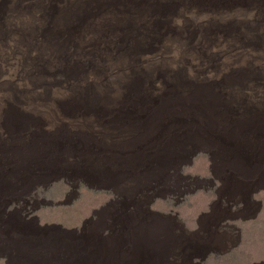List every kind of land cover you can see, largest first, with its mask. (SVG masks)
I'll use <instances>...</instances> for the list:
<instances>
[{"label": "rangeland", "instance_id": "rangeland-1", "mask_svg": "<svg viewBox=\"0 0 264 264\" xmlns=\"http://www.w3.org/2000/svg\"><path fill=\"white\" fill-rule=\"evenodd\" d=\"M13 1L0 5L5 10ZM40 3L58 12L82 3L76 21L117 20L109 34L116 41L86 46L80 58L71 35L59 68L43 65L29 86L4 84L0 75V105L12 113L0 121V179L7 183L0 186V264H264V0ZM150 8L154 14L144 17ZM178 20L187 22L178 28L172 23ZM165 22L169 29L152 35ZM169 30L186 43L187 56L177 62L172 46L160 47ZM123 49L130 64L113 68L110 60ZM91 70L99 73L96 81L88 78ZM172 167L188 177L187 187L168 185ZM253 173L263 186L248 189L245 199L255 191L258 204L248 208L260 212L236 221L241 240L225 243L224 235L214 252L184 258L179 244L195 236L188 237L210 203L226 211L216 194L221 186L249 187ZM147 207L178 217L165 243L150 228ZM24 219L31 227L22 226Z\"/></svg>", "mask_w": 264, "mask_h": 264}, {"label": "bare ground", "instance_id": "bare-ground-1", "mask_svg": "<svg viewBox=\"0 0 264 264\" xmlns=\"http://www.w3.org/2000/svg\"><path fill=\"white\" fill-rule=\"evenodd\" d=\"M2 0H0L1 2ZM41 0H38L37 4L29 5V4H21L19 3V0H14L12 4L9 6L8 9H5L0 5V75L2 76V80L5 81L4 84L12 85L15 81L21 80L24 83L32 84L34 83L32 80V77H30V74L33 72H36L37 70L40 71L43 65L48 66L49 70L54 71L59 68V64L64 61V54L67 53L69 40L68 38L73 35L75 37H78L79 44L76 47V57H80L84 55L85 47L89 46L91 44H101V42L104 43L105 46L109 47L110 43L107 41V38L113 42L116 41L115 38L109 37V34L111 31H116V27L114 28V25L116 26L115 21H95L92 17L91 21H76L78 15L75 13L82 7V3H78L76 5H69L70 10L67 9V7H64L61 11H56L52 7H49L48 10L43 7V3H40ZM31 4V3H30ZM135 6V5H134ZM133 6V7H134ZM137 7V6H136ZM67 9V10H66ZM153 8H150L148 12L144 13V17L153 15ZM144 10V9H143ZM154 10V9H153ZM48 11V12H47ZM140 11V10H139ZM155 11V10H154ZM197 12V11H196ZM112 13V12H111ZM110 13V14H111ZM115 14V13H114ZM139 15V14H138ZM57 16L55 19L54 17ZM97 17V16H96ZM101 17V16H100ZM138 17V16H137ZM141 17V16H140ZM151 17V16H150ZM208 17V16H207ZM113 18V17H112ZM203 18V17H201ZM114 19V18H113ZM112 19V20H113ZM3 20V21H2ZM102 20V19H101ZM139 21V20H138ZM146 22V20H145ZM143 22V24L145 23ZM178 24V28L180 25H182L183 22L187 21H172V23ZM194 23H198L201 21H192ZM120 26H123L124 22L120 20ZM128 23V22H127ZM135 23V21L133 22ZM138 23V22H137ZM136 23V24H137ZM168 23V22H167ZM165 22V24H167ZM206 23V22H205ZM130 24V23H129ZM150 24V23H149ZM152 24V23H151ZM150 24V25H151ZM162 23H157L154 25L153 34L157 35L159 33L158 31L166 32L167 28L169 29V25H165ZM187 24V23H185ZM193 23H191L192 25ZM212 24V23H211ZM214 24V23H213ZM118 25V24H117ZM145 25V24H144ZM201 25V24H200ZM199 25V26H200ZM210 25V23H209ZM238 25V24H237ZM125 26V25H124ZM134 26V25H133ZM137 26V25H136ZM148 26V25H145ZM172 26V24H171ZM119 27V26H118ZM131 27V26H130ZM143 27V26H142ZM152 28V26H150ZM176 27V26H174ZM128 28V27H127ZM126 28V30H127ZM133 28V27H132ZM183 27H181L182 29ZM203 28V27H202ZM140 29V28H139ZM147 29V27H146ZM177 29V28H176ZM121 30V29H120ZM132 30V29H130ZM142 30V29H141ZM178 30V29H177ZM176 30V31H177ZM184 30V29H183ZM249 30V29H248ZM251 31V30H250ZM122 32V31H121ZM128 32V31H127ZM126 32V33H127ZM245 32V31H244ZM136 33V32H134ZM140 33V32H139ZM138 33V35H139ZM159 33V34H160ZM247 33V32H246ZM260 33H264V28L260 30ZM122 34V33H121ZM145 34V33H144ZM137 35V34H136ZM137 35V36H138ZM262 35V34H261ZM143 36V35H141ZM150 36V35H149ZM140 37V36H138ZM152 37V36H150ZM161 37V36H160ZM264 37V36H263ZM154 38V37H153ZM159 38V36H158ZM134 39V38H133ZM142 39H144L142 37ZM191 39V38H190ZM192 40V39H191ZM198 40V39H197ZM147 41V40H146ZM155 41V40H154ZM120 42V41H119ZM194 42V41H193ZM142 43V42H141ZM139 43V44H141ZM192 43V42H191ZM147 44V43H145ZM158 44V43H157ZM188 44V43H187ZM121 45V44H120ZM136 45V44H135ZM153 45V44H152ZM151 45V46H152ZM156 45V44H155ZM190 45V44H189ZM172 46V52L174 53V56L176 57L177 62L183 54H185L184 51L186 50V43L184 39H182L181 35L172 32L169 30L168 34L165 35L164 41L161 44V48L165 51L167 50V47L169 48ZM147 47V46H146ZM149 47V45H148ZM153 47V46H152ZM158 47V45H157ZM189 47V46H188ZM126 48V47H125ZM138 48V47H137ZM151 48V47H150ZM159 48V47H158ZM135 49V48H134ZM144 49V48H143ZM171 49V48H170ZM191 49V48H190ZM193 49V48H192ZM191 49V50H192ZM120 50V49H119ZM130 50V49H129ZM114 51V50H113ZM118 51V50H117ZM132 51V50H131ZM142 51V50H141ZM119 52V60H109L111 61V66L114 67H120V66H127V53L126 50H122V53ZM143 52V51H142ZM141 52V53H142ZM162 52V50H161ZM192 52V51H191ZM164 53V52H163ZM69 54V52H68ZM67 54V55H68ZM108 54L109 53L108 51ZM115 54V53H112ZM139 54V53H138ZM144 54V53H143ZM168 54V53H167ZM170 54V53H169ZM131 55V54H129ZM137 55V54H135ZM140 55V54H139ZM158 55V54H157ZM186 55V54H185ZM121 56H123L121 58ZM138 56V55H137ZM156 56V55H155ZM163 56V55H162ZM187 56V55H186ZM141 57V56H140ZM152 57V56H150ZM166 56H164L165 58ZM169 57V56H168ZM173 57V56H172ZM117 58V59H118ZM143 58V57H142ZM148 58V57H146ZM158 58V57H157ZM167 58V57H166ZM171 58V57H170ZM160 59V57L158 58ZM137 60V59H136ZM162 60V59H161ZM169 60V58H167ZM166 60V61H167ZM175 60V59H174ZM182 60V59H181ZM185 60V59H184ZM105 61V60H104ZM140 61V60H139ZM138 61V62H139ZM180 61V60H179ZM106 62V61H105ZM134 62V61H133ZM137 62V61H135ZM152 62V61H150ZM155 62V61H154ZM159 62V61H158ZM163 62V61H161ZM183 62V60L181 61ZM74 65L77 66V62L75 59H73ZM132 64V63H131ZM160 64V62H159ZM169 65V63H167ZM160 65H163L160 64ZM181 65V64H180ZM110 66V65H108ZM107 66V67H108ZM137 66V65H136ZM170 66V65H169ZM134 67V66H133ZM95 69V68H94ZM105 69V68H104ZM110 69V68H109ZM96 70V69H95ZM111 70V69H110ZM89 71V70H88ZM41 72V71H40ZM82 73V72H81ZM156 74V73H155ZM45 73L42 75L44 76ZM85 75V74H84ZM87 75V73H86ZM90 77L88 78L93 81L96 78L99 79V73L91 70L90 71ZM0 76V78H1ZM102 76V75H101ZM100 76V78H101ZM82 77V76H81ZM86 77V76H85ZM1 80V81H2ZM87 80V78L82 79ZM88 81V80H87ZM102 81V80H101ZM3 82V81H2ZM1 82V83H2ZM22 83V82H21ZM137 83V82H136ZM88 84V83H87ZM1 85V84H0ZM29 86V85H28ZM137 87V86H136ZM13 89L10 88L9 92L7 93L8 96H12ZM84 94V92H82ZM90 93V92H88ZM137 93V91H136ZM135 94V93H134ZM78 98L82 97L78 94L74 95ZM216 96V95H215ZM134 97V95H133ZM137 97V96H136ZM12 98V97H11ZM201 99V97H198ZM132 99V98H131ZM134 99V98H133ZM136 99V98H135ZM134 99V100H135ZM215 99V97H214ZM195 104V102H194ZM203 104V102H202ZM199 105V103H198ZM203 106V105H202ZM4 106L0 105V121L3 120V118H6L7 116H11L12 113L9 111V113L4 110ZM203 108V107H202ZM208 113V112H207ZM208 115V114H207ZM193 122V121H192ZM1 125V124H0ZM132 141V140H131ZM130 142V141H129ZM134 142V140H133ZM233 142V141H232ZM128 143V142H127ZM130 144V143H129ZM233 144V143H232ZM231 146V145H230ZM233 146V145H232ZM122 149V147H121ZM120 149V150H121ZM124 150V149H122ZM119 151V150H118ZM129 151V150H127ZM163 151V149H162ZM165 151V150H164ZM122 152V151H119ZM132 153V152H131ZM120 154V153H119ZM161 154V153H159ZM166 154V153H165ZM128 155V154H127ZM146 155V154H145ZM144 155V156H145ZM130 156V154H129ZM143 156V157H144ZM159 156V155H158ZM163 156V155H162ZM147 157V156H146ZM160 157V156H159ZM121 158H124L121 156ZM129 158V157H128ZM127 158V160H128ZM131 159V158H130ZM145 159V157H144ZM125 161V160H124ZM144 161V160H143ZM165 161V160H164ZM131 164V163H130ZM250 164V163H248ZM0 166H4V163L0 159ZM253 166V165H252ZM3 170V169H2ZM118 171V170H117ZM117 171H115L117 173ZM2 172V171H1ZM121 172V171H120ZM124 172V171H123ZM126 172V171H125ZM180 174V173H179ZM116 175V174H114ZM117 176V175H116ZM124 176V175H123ZM263 176V175H261ZM7 177V176H6ZM180 177L182 180L188 179V177L180 174ZM117 178V177H116ZM118 179V178H117ZM116 179V180H117ZM263 179V178H262ZM119 180V179H118ZM0 186L7 185L6 180L0 179ZM263 182V181H262ZM259 186V185H258ZM263 186V184H262ZM4 188V187H3ZM261 189V188H260ZM257 191V190H256ZM253 194L251 195L252 198ZM231 202V201H230ZM260 203V202H259ZM221 204L223 202L221 201ZM229 204V203H228ZM258 204V202H257ZM261 208L263 206V203L260 204ZM260 207V206H259ZM256 208L254 210V215H258L260 212V208ZM235 218V217H233ZM144 228V227H143ZM151 228V227H150ZM136 229V227H135ZM138 229V228H137ZM154 229V228H152ZM151 229V230H152ZM137 231V230H136ZM154 232V230H152ZM157 231V230H156ZM155 231V233H156ZM18 232V230H17ZM29 230L25 231V234H27ZM142 232V231H141ZM136 233V232H134ZM18 234H20L18 232ZM142 234V233H141ZM146 234V232H144ZM150 234V233H149ZM152 234V233H151ZM157 234V233H156ZM155 235V234H154ZM148 236V235H147ZM153 236V235H152ZM135 237V236H134ZM142 237V236H141ZM151 237V236H150ZM154 237V236H153ZM139 238V237H138ZM137 238V239H138ZM148 238V237H146ZM144 240V239H143ZM142 242L144 243L145 240ZM147 240V239H146ZM149 240V239H148ZM137 241V240H136ZM148 242V241H147ZM146 242V243H147ZM153 242V241H152ZM145 243V244H146ZM151 244V243H150ZM161 245V243L159 242ZM152 245V244H151ZM155 245V244H154ZM159 245V246H160ZM149 246V245H148ZM161 247V246H160ZM144 249V248H143ZM107 255V254H106Z\"/></svg>", "mask_w": 264, "mask_h": 264}, {"label": "clouds", "instance_id": "clouds-1", "mask_svg": "<svg viewBox=\"0 0 264 264\" xmlns=\"http://www.w3.org/2000/svg\"><path fill=\"white\" fill-rule=\"evenodd\" d=\"M171 174H173L172 180L169 182V186H172L174 188H180V187H187L189 185V182H184L187 180H182L177 177V174H179L178 170H174L173 167L171 169ZM169 173V172H168ZM119 178L124 179L125 177H122L118 175ZM249 178L252 177L253 184H251L249 187L247 184H241L235 187L230 186L229 189H223L221 186V190L216 193L219 194L221 201L223 202V208L226 209V211H216L215 210V204L210 203L209 205V211L204 212L202 216L198 219V224L200 225V229H198L196 232L189 233L188 237H191L192 234L195 233V236L190 240H183L182 243L179 244V251H182L184 258L187 257V254L192 255L196 259H201L205 254H210L211 252H214V247L222 243V237L224 235L227 236V240L225 243L231 242L232 244L236 243V238L238 237V240L242 238L243 231L242 229L237 225L236 221L243 220L246 221L247 219H256L258 215H254V211L249 210L248 206L250 203L254 204L257 203L253 196L252 199H245V195L248 192V189L253 188L254 186H257L259 184V187H262V180L256 175L251 174L248 175ZM220 180V179H219ZM256 184V185H254ZM244 186V187H243ZM220 187V186H219ZM248 187V188H247ZM247 188V189H246ZM155 190V194L157 191H159V196L157 198H164L161 196V190L153 188ZM255 192V191H254ZM253 192V194H254ZM233 193L234 195H230ZM154 194V195H155ZM225 196H224V195ZM153 195V196H154ZM152 196V197H153ZM151 197V198H152ZM138 200L143 199L142 197H137ZM219 199V200H220ZM235 200L234 203H231L230 201ZM233 202V201H232ZM229 203V204H228ZM62 204H64L62 202ZM228 204V205H227ZM234 204V205H233ZM147 205H149V202H147ZM147 211L149 213L150 217V227H155V229L158 231V240L160 242H166V236L171 234V232L178 227L180 224V221L178 220V217H176L173 214H163L159 213L158 210H152L151 208L147 207ZM244 213H248L247 215H244ZM225 217H231L228 219H225ZM235 217V218H233ZM246 217V218H245ZM27 225L22 226H29V222L24 219L23 220ZM226 221H232V223L228 224L226 223L223 226V222ZM35 227L41 229L42 231H46L44 228L39 226L37 223L33 224ZM181 226V225H180ZM182 227V226H181ZM229 229H232L236 232V236L233 234H229ZM228 230V231H226ZM181 231V230H180ZM183 231V230H182ZM185 232V231H184ZM239 235V236H238ZM178 257L181 259L180 254L178 253ZM206 257V256H205ZM205 257L203 258V261L205 260ZM200 264V261H198ZM191 264H196L193 260Z\"/></svg>", "mask_w": 264, "mask_h": 264}]
</instances>
